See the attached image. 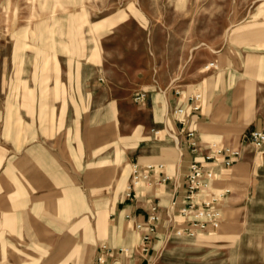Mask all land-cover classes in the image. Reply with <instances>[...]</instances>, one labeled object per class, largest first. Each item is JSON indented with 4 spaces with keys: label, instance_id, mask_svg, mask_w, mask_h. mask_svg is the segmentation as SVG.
<instances>
[{
    "label": "rangeland",
    "instance_id": "374dc122",
    "mask_svg": "<svg viewBox=\"0 0 264 264\" xmlns=\"http://www.w3.org/2000/svg\"><path fill=\"white\" fill-rule=\"evenodd\" d=\"M0 58V264H96L103 245L138 246L139 232L111 216L132 161L174 167L181 152L203 161L225 148L241 155L205 190L225 193L219 229L160 236L152 264H264V146L242 143L264 112V0H0ZM62 73L63 121L52 114L43 135L63 136L76 170L27 158L17 171L7 150L24 124L13 104ZM176 91L203 95L196 152L171 118Z\"/></svg>",
    "mask_w": 264,
    "mask_h": 264
},
{
    "label": "crops",
    "instance_id": "0c3cea01",
    "mask_svg": "<svg viewBox=\"0 0 264 264\" xmlns=\"http://www.w3.org/2000/svg\"><path fill=\"white\" fill-rule=\"evenodd\" d=\"M59 82L61 85L53 83L49 86V88L47 85L30 84L29 90L35 93L33 99L24 102H14L13 107L15 108V111H13L11 118H13L15 122L20 118L24 124V133L20 138L22 142L20 141L19 143H16L15 141L13 146L8 144L7 154L9 158H12L13 155V161L11 162L15 168H17V164H22L26 162L27 158H29L31 163L43 166V168H40L41 170L43 169L47 171V166L49 163L55 166V171L76 170L74 167L75 163H73V157H75V155L73 153L70 154L69 152L65 153V151H63V136L58 138L60 134L59 133L55 139H49L46 134L43 135V130L46 129V126L43 125H47L48 118L51 117L52 114H54L57 123H59L60 120L63 121L64 107L62 89H60L64 84L63 73L60 75ZM58 90L61 93L60 99H57L58 97L55 95V97L53 96L54 93H58ZM49 91L52 93L50 99H47V95H41V92ZM248 95L250 101L252 100V102L248 105L247 110L251 108V105L254 103V97L251 91H248ZM236 96L238 97V95ZM227 100L230 101L229 97ZM4 108L5 107L0 103L1 122L5 121V118L7 117L6 113L4 112ZM16 109H18V111H16ZM71 109V103L69 102L66 112L68 118H70L69 115ZM255 121L256 128L254 130H264V112L258 114V117ZM213 129L216 130V126H213ZM213 135V138L219 137L216 135V133H213ZM65 155L68 156V158L71 156L72 159L69 158L70 160L68 159L65 161ZM143 156L144 155L141 154L140 157L135 159V163L132 161L133 165L136 164L141 167L146 166L147 164H145V160L149 159V157ZM180 156L182 157L181 161L174 167L164 162L156 163L158 165L162 164L165 166L163 174H168L171 176L170 181L163 182V174L156 173L154 175H150L149 178L144 182L145 187L148 188L144 197L139 196L138 191L136 199L133 200L126 199L125 193L122 195L121 200L118 201L111 214V216H114L113 221L117 223L118 228L122 227L123 230L127 229L131 231L137 230L136 223L147 220L150 207V198L153 201L159 202L164 213H169L171 211L175 212L180 207H182V200L185 193V176L193 159H191L189 155L182 152ZM77 159H79V156H77ZM70 165L72 167H68ZM17 171H19L18 168ZM31 186L33 188L36 187V185ZM173 202L176 203L174 208L171 207ZM163 215L165 217V214ZM139 236L140 244L138 246H132V250H130L127 255H123L116 259L111 258L106 264H147L148 261H152L153 257L158 253L159 250L157 249L158 241H154L152 250L146 256L141 251L140 232ZM118 249H120V247Z\"/></svg>",
    "mask_w": 264,
    "mask_h": 264
},
{
    "label": "built area",
    "instance_id": "2783aa9c",
    "mask_svg": "<svg viewBox=\"0 0 264 264\" xmlns=\"http://www.w3.org/2000/svg\"><path fill=\"white\" fill-rule=\"evenodd\" d=\"M213 66L214 64L211 63L207 69ZM145 96V94H140L135 101L142 102L145 100ZM175 96L178 101L171 112V118L174 124L179 126L181 134H184L185 144L193 152H196L199 148L198 131L192 127V124L203 111V95L195 93L186 96L181 91H176ZM242 143L258 149L262 148L264 146V131L253 130L249 134H245L242 137ZM240 155L239 150L225 148L218 150L216 156L204 155L203 161L194 159L185 176L182 207L175 212L164 213L159 202L149 199L150 207L147 220L136 223V229L141 233V251L143 254L147 256L150 253L154 241H158L160 236L191 237L197 232H215L219 229L223 221L222 197L225 193L219 198H209L205 195V190L216 180L213 169L217 168L218 165L222 169L230 168ZM133 167V179L125 191V197L128 200L136 199L137 186L140 183H144L150 175L163 174L165 169L162 164L143 167L134 164ZM170 180L171 176L163 174V182ZM175 206L176 203L173 202L171 207L174 208ZM130 250L132 249L120 248L115 251V249L103 245L95 258L96 264H106L109 259L127 255ZM147 264H152V261H148Z\"/></svg>",
    "mask_w": 264,
    "mask_h": 264
},
{
    "label": "bare ground",
    "instance_id": "6f19581e",
    "mask_svg": "<svg viewBox=\"0 0 264 264\" xmlns=\"http://www.w3.org/2000/svg\"><path fill=\"white\" fill-rule=\"evenodd\" d=\"M177 142V141H176ZM143 185H145L144 183H140L138 186L142 187Z\"/></svg>",
    "mask_w": 264,
    "mask_h": 264
}]
</instances>
